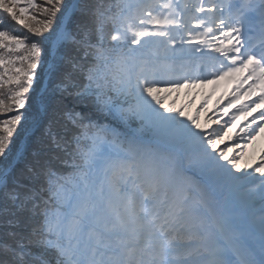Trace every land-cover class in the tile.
<instances>
[{
	"label": "snow or ice",
	"instance_id": "snow-or-ice-1",
	"mask_svg": "<svg viewBox=\"0 0 264 264\" xmlns=\"http://www.w3.org/2000/svg\"><path fill=\"white\" fill-rule=\"evenodd\" d=\"M261 133L264 0H0V264H264Z\"/></svg>",
	"mask_w": 264,
	"mask_h": 264
},
{
	"label": "bare ground",
	"instance_id": "bare-ground-1",
	"mask_svg": "<svg viewBox=\"0 0 264 264\" xmlns=\"http://www.w3.org/2000/svg\"><path fill=\"white\" fill-rule=\"evenodd\" d=\"M225 83H226L225 81H221L220 82V86L217 88V91H216L215 95H213L212 100H211V102L208 105V108H210L211 110L214 108V106H216L215 105L216 99L224 92L223 89H224ZM213 87H215V86L214 85H207L204 88H197V89H191V90L184 89V90H181V92L179 93V98H177V94L174 93L172 95V99L175 100L176 106L179 107V106L187 103L194 96L195 97V101H194L192 107L190 109H188V110L190 112H194L195 113L196 109L198 108L199 103L200 104L202 103L203 96L207 95L208 93H210L212 91ZM230 87H234V85H230ZM229 90L231 92V89H229ZM186 93H188V94L186 95ZM208 115H211V113H208ZM212 127H215V125H212ZM233 131H235V129ZM247 153H248V155L245 158V162H251V160L254 157L258 156L255 153H250V152H247Z\"/></svg>",
	"mask_w": 264,
	"mask_h": 264
},
{
	"label": "rangeland",
	"instance_id": "rangeland-1",
	"mask_svg": "<svg viewBox=\"0 0 264 264\" xmlns=\"http://www.w3.org/2000/svg\"><path fill=\"white\" fill-rule=\"evenodd\" d=\"M247 98H248V97H245L244 100H246ZM172 101H173V99H172V96H171V97H169V99H168L167 102H168L169 104H171ZM242 102H243V101H242ZM199 105H200V103H199ZM199 105H198V107H199ZM174 106H176V103H175ZM176 107H178V106H176ZM217 107H218V106H217ZM213 110H214V108H213L212 110H211L210 108H208V113H212ZM186 111H189V110L186 109ZM189 112H190V111H189ZM191 113L194 114V112H191ZM208 113H207V114H208ZM224 119H227V117H225ZM203 122H204V117L202 116V118H201V123H203ZM263 141H264V140H263ZM226 143H229V144H230L231 142L226 141ZM241 143H243V141H241ZM261 149H264V142L260 143L259 140L256 139V140L253 142L252 146L249 147V148L247 149V152L255 153V154L259 155ZM246 163H247V162H246Z\"/></svg>",
	"mask_w": 264,
	"mask_h": 264
},
{
	"label": "trees",
	"instance_id": "trees-1",
	"mask_svg": "<svg viewBox=\"0 0 264 264\" xmlns=\"http://www.w3.org/2000/svg\"><path fill=\"white\" fill-rule=\"evenodd\" d=\"M38 2H39V0H38Z\"/></svg>",
	"mask_w": 264,
	"mask_h": 264
}]
</instances>
